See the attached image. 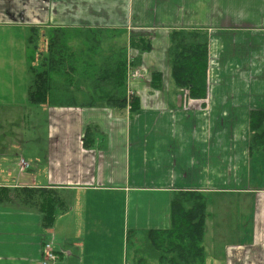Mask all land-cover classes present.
I'll use <instances>...</instances> for the list:
<instances>
[{
	"label": "crops",
	"instance_id": "0c3cea01",
	"mask_svg": "<svg viewBox=\"0 0 264 264\" xmlns=\"http://www.w3.org/2000/svg\"><path fill=\"white\" fill-rule=\"evenodd\" d=\"M54 29L77 36L123 31L128 42L131 35L151 37L152 51L141 55L142 79L127 88L139 110L59 106L62 92L38 106L50 124L41 137L45 164L34 155L29 164L18 157L10 169L0 162V190H52L63 210L45 229L35 205L0 193V264H41L48 243L53 264H127L124 238L169 230L178 192L207 198L205 264H264V139L250 151L251 114H264V0H0V30L11 38L0 62L10 60L17 43L29 57L33 35ZM182 29L208 34L205 98L193 100L170 82L169 36ZM128 54L133 60L138 52ZM156 72L163 75L159 90L151 87ZM31 87L22 102L6 96L15 88L0 87V108L31 104ZM9 137L17 143L12 149L31 142ZM9 137L0 142L13 143ZM112 207L122 208L117 251L97 231L110 222Z\"/></svg>",
	"mask_w": 264,
	"mask_h": 264
},
{
	"label": "trees",
	"instance_id": "16d2710c",
	"mask_svg": "<svg viewBox=\"0 0 264 264\" xmlns=\"http://www.w3.org/2000/svg\"><path fill=\"white\" fill-rule=\"evenodd\" d=\"M49 55L42 61V71L34 73V82L29 91V101L32 105L40 106L51 103L52 97L57 95L63 100L59 106H72L75 102L68 99L86 98L84 106L108 107L118 110L130 106V112L139 110L138 100L127 90L128 77L131 72L139 69L142 63L141 55L152 51L151 39L141 35H131L129 42L123 31L105 33L103 31H90L82 35L85 40L87 57L82 64L92 71H85L83 78L73 84L69 74L76 77L75 65L67 58L68 38L62 29L51 31ZM60 32H63L60 35ZM102 35H108L106 39ZM34 36V35H33ZM121 38L125 41L117 50L108 47L106 57L100 53L102 44L106 40ZM33 43V41H30ZM170 82L179 92H183L193 100L205 98L208 86L209 66V37L206 31L195 29L173 30L169 36ZM129 43V44H128ZM118 44V43H115ZM128 44V46H127ZM34 47V45H31ZM114 46V45H113ZM73 47V46H72ZM139 53L133 60L129 59L128 49ZM91 54H95L93 58ZM31 60V63H34ZM102 63L97 64V59ZM94 60V63H90ZM97 62V63H96ZM72 69V70H71ZM64 76L63 86L55 87L52 83L56 77ZM69 79H67V78ZM92 88L85 90L84 86ZM62 85V83H61ZM163 85V75L159 72L151 76V87L159 90ZM69 86L70 89L64 87ZM71 90L78 91V96L69 97ZM133 96V97H132ZM66 99V100H65ZM65 100V101H64ZM84 101V99H83ZM65 103V104H64ZM54 105V104H53ZM250 151L261 145L264 139V114L253 112L250 125ZM0 193L5 199L11 201L18 198L25 201L23 206L35 205L43 215V226L52 229L56 216L63 210V202L57 192L52 190L1 189ZM66 209V207H65ZM206 220L207 198L199 192H178L173 196L171 203V227L167 231H145L142 234L144 247L142 252L158 264H205L206 260ZM135 232H129L130 239ZM144 262V260H141Z\"/></svg>",
	"mask_w": 264,
	"mask_h": 264
},
{
	"label": "rangeland",
	"instance_id": "374dc122",
	"mask_svg": "<svg viewBox=\"0 0 264 264\" xmlns=\"http://www.w3.org/2000/svg\"><path fill=\"white\" fill-rule=\"evenodd\" d=\"M64 31L65 33H67L66 37L68 38L67 40L69 44V47H67L68 50H66L67 58L69 59L70 63L75 65V70H76L75 73L76 77H73L72 76L73 73H71L69 74L71 76L69 78H71L73 84H75L77 80L79 81L81 78H83L82 76H84V74L82 73H84L85 71H92V68L86 69L85 67H87V65L84 66L82 64L83 58L87 57L88 55L86 50V44H88V42L85 43V40L82 38V35L77 36V33L75 32L66 31V30ZM62 33L63 32H60V35H62ZM21 35L22 33L17 30L16 34H14L13 36L16 37L17 40H19ZM50 36H51L50 33L45 34L43 32H39L36 33L35 36L31 38V40H33L34 42L35 47L31 48V51L33 52L30 53L31 51H29V54L30 56L35 54L37 60L34 63H31L28 60V58L30 59V56L28 57V53L25 54L24 52H22V48H20L19 43L17 44L15 43L16 44V46L14 47L15 51H13L12 48L10 47V52L14 54L10 55L9 61L5 63L0 62V87L9 88L10 90L11 88H15V91L11 90L12 92L9 95L6 94V96L15 97L19 99V102H22L21 98H24L25 91L28 90L34 82V73L31 71V68H33V71L41 72L43 69L42 61H44V59L47 58L49 55ZM102 36L105 39L109 37L108 35H102ZM146 37L151 38L149 36ZM9 39H11L10 32L9 31L4 32L0 30V49L4 48V45L8 43ZM123 39L122 38L121 40L110 39L104 41L102 47L99 48L100 53H103V57H106V53L104 51L107 52L108 47L117 50L122 46V42H125ZM94 55L95 54H91V57L89 58H93ZM103 57H101V59H97L98 63L97 62L96 63L101 64ZM90 63H94V60H92ZM138 67H141V65ZM140 79H142V76H140V78L137 79H130L128 77V85L131 82L134 83L137 80L139 81ZM64 81L66 82L64 76L61 77L60 75H58L55 81L52 83V85L56 87L57 84H59V86L61 87L65 85ZM89 87L92 88L91 86H88L86 84L84 86L85 90H87V88L90 89ZM64 88L70 89L71 87L66 86ZM71 94H74L75 96V93H69V97L72 96ZM68 100H71L76 104H83L86 98L80 97L78 99L77 97V99H68ZM49 127L50 124L48 122V118L46 117V114L43 113V109H41L38 106L31 104H26V105L22 104L19 105L18 108L15 110L0 108V137L4 140L6 137L17 135L22 137L26 136V140L27 139L31 140V142L28 141L23 142L22 143L23 146L20 149L10 148L11 145L17 146V143L13 141L14 138L12 137H9V139H11L13 143L8 142L7 140L5 142L1 141L0 158H2L3 156L6 158L5 161L0 160L1 166L5 169H10L15 164L16 159H18V157L21 156L26 160L27 164H29L28 159L32 158L33 155L37 156L38 159H40V161L42 160L41 164L44 165L45 163H43L44 162L43 160L45 159L46 156V150L43 147H45L46 143L45 144L42 143L41 137L43 136L46 137ZM18 146L21 147V145ZM18 162L19 161H17V163ZM96 205H98L97 199L94 200V206ZM112 208L113 209L111 210L110 213V222L99 225L97 231L98 234L100 233V235L106 236V244L110 248V250L112 246L114 251H117L118 248H120L122 245V222L120 217L122 208L118 207L117 211H116L117 207H112ZM116 216L119 217L120 220H117ZM102 231H111V233H102ZM143 240H142V234L132 236L130 239H128V243L124 238L123 252L124 253L127 252V264H157V261L149 259L147 255H145L142 252L143 249H146L144 247ZM47 245H49L51 248L50 243H48ZM106 253L109 255L108 252ZM112 257L116 259L117 253L112 255ZM141 260H144V262H142ZM215 262H217V264H224L220 260L217 261L209 260L208 264H212Z\"/></svg>",
	"mask_w": 264,
	"mask_h": 264
},
{
	"label": "built area",
	"instance_id": "2783aa9c",
	"mask_svg": "<svg viewBox=\"0 0 264 264\" xmlns=\"http://www.w3.org/2000/svg\"><path fill=\"white\" fill-rule=\"evenodd\" d=\"M141 73L139 69L134 70L129 74L130 79L140 78ZM57 260L56 253L50 248L49 245H45L44 256L41 264H53Z\"/></svg>",
	"mask_w": 264,
	"mask_h": 264
}]
</instances>
